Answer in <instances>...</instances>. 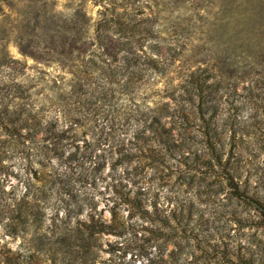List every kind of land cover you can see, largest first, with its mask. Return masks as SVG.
I'll return each instance as SVG.
<instances>
[{
    "label": "rangeland",
    "instance_id": "obj_1",
    "mask_svg": "<svg viewBox=\"0 0 264 264\" xmlns=\"http://www.w3.org/2000/svg\"><path fill=\"white\" fill-rule=\"evenodd\" d=\"M264 0H0V264H264Z\"/></svg>",
    "mask_w": 264,
    "mask_h": 264
},
{
    "label": "trees",
    "instance_id": "obj_2",
    "mask_svg": "<svg viewBox=\"0 0 264 264\" xmlns=\"http://www.w3.org/2000/svg\"><path fill=\"white\" fill-rule=\"evenodd\" d=\"M264 210V209H263ZM264 212V211H263Z\"/></svg>",
    "mask_w": 264,
    "mask_h": 264
}]
</instances>
